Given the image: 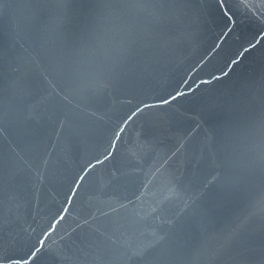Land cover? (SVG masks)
Masks as SVG:
<instances>
[{"label": "water", "instance_id": "1", "mask_svg": "<svg viewBox=\"0 0 264 264\" xmlns=\"http://www.w3.org/2000/svg\"><path fill=\"white\" fill-rule=\"evenodd\" d=\"M0 264H264V0H0Z\"/></svg>", "mask_w": 264, "mask_h": 264}]
</instances>
